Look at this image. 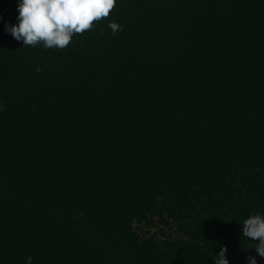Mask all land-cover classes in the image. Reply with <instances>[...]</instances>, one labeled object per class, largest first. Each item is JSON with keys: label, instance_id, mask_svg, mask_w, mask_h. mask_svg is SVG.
Instances as JSON below:
<instances>
[{"label": "trees", "instance_id": "obj_1", "mask_svg": "<svg viewBox=\"0 0 264 264\" xmlns=\"http://www.w3.org/2000/svg\"><path fill=\"white\" fill-rule=\"evenodd\" d=\"M17 5L0 264H264L241 224L264 213V0H117L63 49L16 41Z\"/></svg>", "mask_w": 264, "mask_h": 264}, {"label": "clouds", "instance_id": "obj_2", "mask_svg": "<svg viewBox=\"0 0 264 264\" xmlns=\"http://www.w3.org/2000/svg\"><path fill=\"white\" fill-rule=\"evenodd\" d=\"M116 3L117 0H18L17 23L6 24L5 30L24 47L63 49L75 34L90 30L94 21L108 17ZM108 27L113 34L121 30L114 20L108 22ZM241 224L242 237L253 242L256 254L264 258V213L249 215ZM214 257V264H229L226 247H221ZM25 264H33V257L26 256ZM247 264H258L256 256L249 255Z\"/></svg>", "mask_w": 264, "mask_h": 264}]
</instances>
